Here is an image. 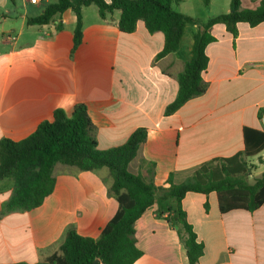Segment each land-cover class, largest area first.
Returning a JSON list of instances; mask_svg holds the SVG:
<instances>
[{
  "label": "crops",
  "instance_id": "crops-1",
  "mask_svg": "<svg viewBox=\"0 0 264 264\" xmlns=\"http://www.w3.org/2000/svg\"><path fill=\"white\" fill-rule=\"evenodd\" d=\"M231 1L182 0L174 7L203 23L228 13ZM52 2L0 0V141L25 139L52 120L56 109L72 115L76 104L85 103L100 149L122 145L138 128L148 129L129 170L147 178L153 170L155 184L167 187L170 179L181 183L213 158L243 150L245 127L264 130V22H239L236 37L224 23L215 24V40L206 49V92L166 115L202 26L186 23L179 50L158 58L163 32H150L143 20L134 32H122L121 12L102 18L94 4L83 8V39L74 51L73 10L48 24L27 22ZM241 2L255 9L260 0ZM250 161L260 176L264 149ZM54 175L53 193L28 211L8 210L15 182H0V264L45 260L60 251L69 229L99 238L116 215L119 203L110 191L108 168L57 164ZM182 205L204 244L196 264H264V204L252 212L223 213L216 192H188ZM175 210L173 201L158 199L136 221L143 255L134 264H190Z\"/></svg>",
  "mask_w": 264,
  "mask_h": 264
},
{
  "label": "trees",
  "instance_id": "trees-1",
  "mask_svg": "<svg viewBox=\"0 0 264 264\" xmlns=\"http://www.w3.org/2000/svg\"><path fill=\"white\" fill-rule=\"evenodd\" d=\"M181 1L56 0L47 4L40 15L28 17L27 22L29 25L48 24L56 15L73 10L76 14L75 51L83 39L84 7L95 4L102 18L119 10V29L122 32H134L138 22L143 20L150 32L164 33V47L158 58L179 50L186 23H197L204 27L195 36L193 57L185 63L179 74L177 97L166 108V115H171L187 101L203 95L207 90L203 72L209 64L207 46L215 40L211 28L224 23L236 37L239 22H247L251 26L264 22V0H260L255 9L243 8L241 0H232L228 13L214 15L203 23L176 10L174 5ZM62 28L63 24L59 23L57 29ZM147 138L148 129L141 127L124 144L100 149L96 126L91 120L88 106L78 103L72 115H68L63 108L56 109L52 120L40 123L25 139H1L0 182L8 178L15 182L8 210L28 211L42 205L55 189L54 169L57 164L90 171L108 168L113 178L110 191L119 203L116 215L99 238L84 236L75 229H69L59 252L37 263L11 264H134L143 255L137 246L136 221L158 199L175 203L174 222L182 230L190 264H196L204 254V244L198 239L182 205L188 192H216L223 213L233 210L252 212L264 204V172L253 181L250 180L256 167L250 158L264 149V130L245 127L243 150L229 157L213 158L181 183L176 184L170 179L167 187L155 184L153 170L149 178L129 170L130 162Z\"/></svg>",
  "mask_w": 264,
  "mask_h": 264
},
{
  "label": "rangeland",
  "instance_id": "rangeland-1",
  "mask_svg": "<svg viewBox=\"0 0 264 264\" xmlns=\"http://www.w3.org/2000/svg\"><path fill=\"white\" fill-rule=\"evenodd\" d=\"M52 1H56V0H52ZM93 5H94V4H93ZM93 7H96V8H97L96 5H94ZM254 158H255V157H254ZM254 158H253V159H254ZM259 162H260V159H259ZM259 165H260V164H259ZM261 170H264V164H261V165H260V171H261ZM256 171H257V169L255 168V169L253 170V172H252L251 177H250V180H251V181H253V180L256 178V174H258Z\"/></svg>",
  "mask_w": 264,
  "mask_h": 264
},
{
  "label": "built area",
  "instance_id": "built-area-1",
  "mask_svg": "<svg viewBox=\"0 0 264 264\" xmlns=\"http://www.w3.org/2000/svg\"><path fill=\"white\" fill-rule=\"evenodd\" d=\"M32 2L36 3V2H39V0H31Z\"/></svg>",
  "mask_w": 264,
  "mask_h": 264
},
{
  "label": "water",
  "instance_id": "water-1",
  "mask_svg": "<svg viewBox=\"0 0 264 264\" xmlns=\"http://www.w3.org/2000/svg\"><path fill=\"white\" fill-rule=\"evenodd\" d=\"M202 29H204V27H202ZM263 123H264V115H263Z\"/></svg>",
  "mask_w": 264,
  "mask_h": 264
}]
</instances>
